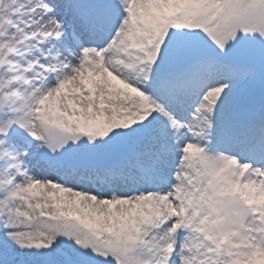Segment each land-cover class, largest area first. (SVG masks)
<instances>
[{"label": "snow or ice", "instance_id": "1", "mask_svg": "<svg viewBox=\"0 0 264 264\" xmlns=\"http://www.w3.org/2000/svg\"><path fill=\"white\" fill-rule=\"evenodd\" d=\"M0 264H264V0H0Z\"/></svg>", "mask_w": 264, "mask_h": 264}]
</instances>
